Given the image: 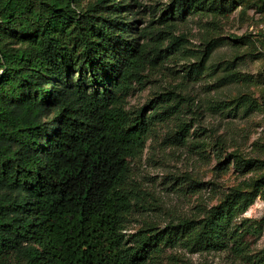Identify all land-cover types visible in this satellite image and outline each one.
Listing matches in <instances>:
<instances>
[{"label":"trees","instance_id":"16d2710c","mask_svg":"<svg viewBox=\"0 0 264 264\" xmlns=\"http://www.w3.org/2000/svg\"><path fill=\"white\" fill-rule=\"evenodd\" d=\"M240 1L172 0L143 16V0H0V264H196L224 253L264 264V251L252 255L264 216L244 217L264 202V137L248 152L214 151L215 172L241 179L217 205L133 231L138 214L161 209L136 175L159 127L175 122L167 144L187 147L204 116L264 113V92L206 104L187 92L211 69L215 92L264 86V70L258 81L237 72L238 56L215 67L226 46H264L262 35L222 38ZM189 18L207 19L200 48ZM176 62L188 65L179 84L129 107ZM206 146L192 144L201 155Z\"/></svg>","mask_w":264,"mask_h":264},{"label":"rangeland","instance_id":"374dc122","mask_svg":"<svg viewBox=\"0 0 264 264\" xmlns=\"http://www.w3.org/2000/svg\"><path fill=\"white\" fill-rule=\"evenodd\" d=\"M263 1L237 2L236 9L229 19L222 22V38L230 40L232 37L244 38L252 35V41L257 42L259 36L255 37L252 31H260L264 25ZM171 2L172 0H143V16L150 15L156 8H166ZM188 21L185 31L190 35L193 46L200 48L202 38L200 27L207 19L189 18ZM232 46H226L219 51L215 67L224 65L228 61L230 64L234 57L238 56L237 72L258 81V76L264 70V54L261 57L257 54L262 53L263 46L258 43H254V46L247 44L239 47ZM187 67L186 62L169 65L153 78L145 90H137L130 97L129 107L141 108L154 99L167 83L179 84L183 80L180 78L182 74L179 73ZM215 83L216 79L213 78L211 69L199 82H187V92L204 104L214 98L221 102L231 101L244 93L258 100L264 92L263 85L237 86L215 92L212 90ZM227 114L202 117L200 124L194 125V128L201 126L203 131L193 135L187 147H172L167 144L166 139L175 131V122L157 129L156 134L147 144L143 158L136 163V175L153 193L161 204V209L157 211V214H138L139 222L133 226V231L143 227L145 221L159 224L167 222L172 217L195 215L200 208L217 205L228 189L239 184L241 179L237 178L234 169L221 176L215 172L218 161L214 151L221 149L224 155L235 149L251 151L253 143L264 137V113L257 111L248 118L236 119ZM222 137L228 139V146L221 144ZM193 143H206L205 152L202 150V155L196 152L192 147ZM263 216L264 202L259 199L244 217L259 220ZM261 251H264V233L254 245L252 255L256 256ZM191 259L196 264L204 260L213 264H249L248 261L234 260L225 253L204 257L195 255Z\"/></svg>","mask_w":264,"mask_h":264},{"label":"built area","instance_id":"2783aa9c","mask_svg":"<svg viewBox=\"0 0 264 264\" xmlns=\"http://www.w3.org/2000/svg\"><path fill=\"white\" fill-rule=\"evenodd\" d=\"M254 36L262 35L264 37V25L261 27L260 31H252ZM261 52L264 54V46L261 48Z\"/></svg>","mask_w":264,"mask_h":264}]
</instances>
